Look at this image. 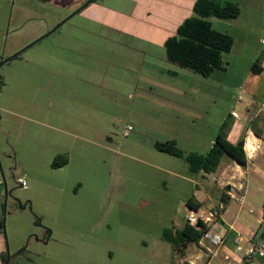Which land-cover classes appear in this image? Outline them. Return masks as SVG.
I'll return each instance as SVG.
<instances>
[{
    "label": "rangeland",
    "instance_id": "374dc122",
    "mask_svg": "<svg viewBox=\"0 0 264 264\" xmlns=\"http://www.w3.org/2000/svg\"><path fill=\"white\" fill-rule=\"evenodd\" d=\"M230 1L239 5L240 17L210 21L235 44L224 55L226 69L205 78L157 62L165 55L159 45L142 68L143 54L123 45L140 43L138 37L109 30L104 38L87 34L99 29L49 2L0 0V62L12 46L25 44L23 50L54 31L0 69V159L12 192L6 213L9 264L195 261L197 245L181 254L163 234L183 227L187 201L202 187L217 200V176L192 175L184 159L158 151L155 143L173 140L187 154L206 155L225 119L244 111L251 94L264 96V75L252 73L254 63L264 61V0ZM110 61H130V68ZM87 69L93 82L105 80L108 88L74 78L86 76ZM163 80L173 89L165 91L157 83ZM60 156L69 162L54 169ZM2 205L4 200V215ZM210 264L232 263L219 257Z\"/></svg>",
    "mask_w": 264,
    "mask_h": 264
},
{
    "label": "crops",
    "instance_id": "0c3cea01",
    "mask_svg": "<svg viewBox=\"0 0 264 264\" xmlns=\"http://www.w3.org/2000/svg\"><path fill=\"white\" fill-rule=\"evenodd\" d=\"M36 1L43 3L42 0ZM87 1L88 0H51L48 4L55 5L59 10L71 15L86 4ZM196 1L197 0H103L101 2H93L77 15L84 16V19L92 22L96 25V29H99V31L86 29L87 34L104 38L105 32L109 30L111 33L138 37L140 43L122 44L125 48L134 51L135 54H143V60H141L139 64L144 68L146 65L149 66L146 60L148 52L154 51L157 45H159L161 50L162 48L165 49L166 41L176 35L179 26L186 19L193 16V8ZM22 12H24L25 15ZM22 12L21 15L23 14L26 16L27 10L23 9ZM29 15L32 17L33 13L29 12ZM21 27V24L16 25L14 28L16 31L15 33H20L19 29H21ZM30 39L34 41L36 38L33 36ZM115 43L117 42L115 41ZM24 45L25 44H16L12 46L9 53L5 54L4 57H6V55L9 57L19 52ZM91 49L92 48L89 50ZM152 58L155 60L154 57ZM156 60L162 65L167 64V62L170 63L167 59L166 49L163 58H156ZM129 62L130 61L125 63H113L110 61L112 65L123 67L122 65L124 64V66L127 65L126 67L130 68ZM91 63L102 64V61L95 60L94 62L91 61ZM72 67L76 70L77 66L73 63ZM150 67H154V65L151 63ZM262 68V75H264V61L262 63ZM141 72L142 69L140 70V73ZM86 74V76H82L76 73L73 76L76 80L83 83H93L95 86H100V88H108L107 83L105 84V80L101 78L102 81L98 78H95L97 81H92L93 78L91 77L93 75L91 70L89 71L87 69ZM175 74L178 73L175 72L173 75ZM97 83L98 85H96ZM157 83L162 85V87L164 86L165 91L166 89H170L166 87L170 84H167L168 82L165 80L157 81ZM52 84L54 83L49 82L46 86L48 90H51ZM133 84L134 83H132V87ZM171 87V89H173V86ZM157 88H161V86H157ZM70 90L73 91V88L68 87V92H70ZM242 101L243 100H239V102ZM232 115L234 116L233 126L228 132V140L232 144H237L242 136L246 134L245 143H247V149L250 152L248 165L247 167H242L229 156H224L216 173L199 174L205 180H208L210 176H217L215 180L216 189L219 193V196L217 195V200L214 198L215 193H209L206 187H202L201 190L194 194L193 199L196 203L209 207L221 200V196L228 185L235 186L239 189L238 191H240L241 194H245V201L243 203L231 200L226 206L222 215V221L225 225L233 226L234 230L230 231L226 244L220 250L219 256L216 257H223L226 262L232 264H242V255L237 253L235 249V241L238 239L239 235H242L247 240L253 239L255 242L264 238V236L259 238L264 223V96L251 94L250 99L246 102L244 111L240 113L233 111ZM1 182L0 180V186ZM2 201L3 193L0 195V209ZM19 209L22 210L21 208H18V210ZM2 221L3 215L0 212V264L4 263L6 257V243L1 227ZM190 247L191 245L187 249V252ZM197 247L200 254L195 258V261L187 257L185 261H188V264H196L200 261H202L200 264H203L205 256L207 258L206 251H202L198 245ZM226 257H228L229 260H227ZM212 261L213 259L207 261L206 264H210Z\"/></svg>",
    "mask_w": 264,
    "mask_h": 264
},
{
    "label": "trees",
    "instance_id": "16d2710c",
    "mask_svg": "<svg viewBox=\"0 0 264 264\" xmlns=\"http://www.w3.org/2000/svg\"><path fill=\"white\" fill-rule=\"evenodd\" d=\"M42 1L50 2L51 0ZM240 15L241 9L239 5L230 0H197L193 8V16L186 19L179 26L176 35L169 38L165 43L168 61L173 65L205 78H209L217 70H225L224 55L231 53L235 42L231 35L214 29L210 19L235 20ZM262 63L263 61L254 63L252 67L254 75H262ZM233 119L234 116L232 114L225 119L220 133L206 155L197 153L187 154L173 140L156 142L155 148L162 153L184 159L192 175L216 173L222 159L226 155L240 166L247 167L248 157L245 150L246 134L242 136L237 144H232L228 140V132L233 126ZM58 160H61L62 163L55 162L53 164L54 169L60 168L69 162V159L65 156L58 157ZM221 201L228 205L230 199L223 193ZM2 206L4 209V205ZM187 207L188 209L198 210L203 205L196 203L193 198H190L187 201ZM204 233V227H191L185 222L180 229H176L175 227L166 229L163 234V241L171 244L179 253L184 254L190 245L199 244ZM262 236H264V223L259 238H262Z\"/></svg>",
    "mask_w": 264,
    "mask_h": 264
},
{
    "label": "built area",
    "instance_id": "2783aa9c",
    "mask_svg": "<svg viewBox=\"0 0 264 264\" xmlns=\"http://www.w3.org/2000/svg\"><path fill=\"white\" fill-rule=\"evenodd\" d=\"M239 100H243V97H240ZM131 129L129 128V130ZM127 135H129L128 132ZM245 150L247 157H249L250 152L247 149V143H245ZM18 182L22 183L23 181L20 179ZM238 190L235 186L228 185L224 193L230 201L235 200L243 203L245 194H241ZM226 206L227 204L220 200L209 207L203 206L198 210L188 209L186 222L191 227L200 228L202 226L205 228L204 236L198 246L202 251H206L208 261L219 256L220 250L227 242L230 231L234 230L233 226L225 225L222 221ZM235 245L236 252L242 255V264L264 263V238L255 242L253 239L247 240L242 235H239ZM226 259L229 260L228 257Z\"/></svg>",
    "mask_w": 264,
    "mask_h": 264
},
{
    "label": "water",
    "instance_id": "95a60500",
    "mask_svg": "<svg viewBox=\"0 0 264 264\" xmlns=\"http://www.w3.org/2000/svg\"><path fill=\"white\" fill-rule=\"evenodd\" d=\"M95 0H89L86 4H84L82 7H80L78 10H76L74 13L71 14L70 18H73L74 16H76L77 14L81 13L87 6H89L90 4H92ZM69 18V19H70ZM69 19H67L66 21L62 22L60 25L57 26V28L55 30H57L60 26H62L63 24H65ZM54 31L47 33L46 35H44L43 37L35 40L33 43H31L29 46H27L25 49L17 52L16 54L10 56L7 59H1L0 62V69L8 64L9 62H11L12 60H14L15 58H17L18 56H20L25 50H28L29 48H31L32 46H34L35 44L39 43L40 41H42L43 39H45L46 37H48L51 33H53ZM0 82H1V74H0ZM0 176H1V181L2 184L4 186V215H3V221H2V231H3V236H4V240L6 243V257L4 259V263L3 264H9L10 262V249H9V245H8V239H7V233H6V213H7V206H8V201L9 198L12 195V192L8 191L7 188V183H6V179H5V173L3 170V166L1 163V159H0ZM18 203L19 208H21L23 205L22 203L16 201ZM24 208V207H23Z\"/></svg>",
    "mask_w": 264,
    "mask_h": 264
},
{
    "label": "flooded vegetation",
    "instance_id": "af4514ba",
    "mask_svg": "<svg viewBox=\"0 0 264 264\" xmlns=\"http://www.w3.org/2000/svg\"><path fill=\"white\" fill-rule=\"evenodd\" d=\"M2 183V182H1ZM4 195V194H3ZM3 198H4V196H3ZM4 200V199H3ZM15 204H17V202H15ZM16 207H18L19 208V206L18 205H16ZM21 209H23V206L21 207ZM49 233V236H50V234H51V232L50 231H48ZM47 242H49V237H48V239H47Z\"/></svg>",
    "mask_w": 264,
    "mask_h": 264
}]
</instances>
